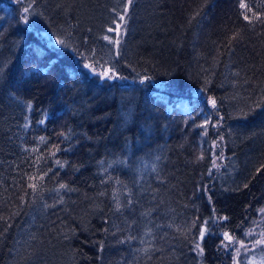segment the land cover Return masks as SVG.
<instances>
[{
  "label": "trees",
  "instance_id": "trees-1",
  "mask_svg": "<svg viewBox=\"0 0 264 264\" xmlns=\"http://www.w3.org/2000/svg\"><path fill=\"white\" fill-rule=\"evenodd\" d=\"M125 6L0 0V264H230L264 206V0Z\"/></svg>",
  "mask_w": 264,
  "mask_h": 264
},
{
  "label": "rangeland",
  "instance_id": "rangeland-1",
  "mask_svg": "<svg viewBox=\"0 0 264 264\" xmlns=\"http://www.w3.org/2000/svg\"><path fill=\"white\" fill-rule=\"evenodd\" d=\"M129 0H127V5H129ZM23 22L29 27L30 25L27 14L23 11ZM125 22L121 25L123 26ZM38 37L45 41L48 46L57 47L59 46V40L51 35L47 31H39L36 32ZM91 66V67H89ZM84 67L89 71L90 74H97L102 72H108L110 76L121 80V78L114 73L113 71H109L108 69H101L98 66H93L89 63H84ZM139 81H148L146 78H140ZM154 86L161 90H171L168 86L164 85L160 81H150ZM192 94L195 96H202L204 93L200 89L192 90ZM210 106H214L212 103L213 100L207 99ZM223 149V142L219 139L218 141L213 142V166L212 170H218L221 166L224 156H222L221 152ZM264 206L257 209L256 214L252 220L249 221L246 227H243L241 231L237 234L236 237L232 236L230 233L221 230L220 236L222 238L220 244L225 246V251L228 255L230 264H241L242 260H245L248 264H264ZM218 219L214 217L213 223H217ZM207 227L206 224L202 227L201 233L203 232V236L201 233L199 235L198 241L196 242L194 249L196 252V256L198 257V263L203 264V248H202V240L206 235ZM225 233L228 234L232 239L228 240L225 237ZM199 245V247H197ZM202 249V251H201Z\"/></svg>",
  "mask_w": 264,
  "mask_h": 264
},
{
  "label": "snow or ice",
  "instance_id": "snow-or-ice-1",
  "mask_svg": "<svg viewBox=\"0 0 264 264\" xmlns=\"http://www.w3.org/2000/svg\"><path fill=\"white\" fill-rule=\"evenodd\" d=\"M129 3H131V0H129ZM241 7H245V5L242 4ZM24 11L27 12L28 9L25 8ZM247 18H248V17H245V19H247ZM110 31H111V29H110ZM105 39H108V37H105ZM61 43H62V42H61ZM89 67H91V66H89ZM104 75H105V76H108L109 73H108V72H105ZM212 103L215 104V101L213 100ZM32 187L35 188V185H32ZM61 187H64V185H61ZM262 211H264V209H262ZM201 236H203V232L201 233ZM225 237H226L228 240H231V239H232L230 236H228L227 233H225ZM197 247H199V245H197ZM201 251H202V249H201Z\"/></svg>",
  "mask_w": 264,
  "mask_h": 264
},
{
  "label": "bare ground",
  "instance_id": "bare-ground-1",
  "mask_svg": "<svg viewBox=\"0 0 264 264\" xmlns=\"http://www.w3.org/2000/svg\"><path fill=\"white\" fill-rule=\"evenodd\" d=\"M132 1V0H131ZM129 6H130V4L129 5H127V0H126V6H125V8H126V13L128 12V9H129ZM24 23V22H23ZM25 24V23H24ZM35 34L37 35V33L35 32ZM38 36V35H37ZM39 38V37H38ZM40 39V38H39ZM141 82H143V81H141ZM144 82H147V81H144ZM152 84V83H151ZM159 89V88H158ZM184 111H187L186 109H184Z\"/></svg>",
  "mask_w": 264,
  "mask_h": 264
}]
</instances>
